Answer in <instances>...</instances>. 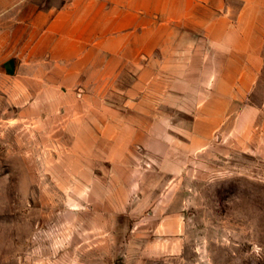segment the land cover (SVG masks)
Returning a JSON list of instances; mask_svg holds the SVG:
<instances>
[{"label": "rangeland", "instance_id": "rangeland-1", "mask_svg": "<svg viewBox=\"0 0 264 264\" xmlns=\"http://www.w3.org/2000/svg\"><path fill=\"white\" fill-rule=\"evenodd\" d=\"M67 1L0 0V36ZM216 59L156 55L124 105L0 71V264H264V56Z\"/></svg>", "mask_w": 264, "mask_h": 264}, {"label": "crops", "instance_id": "crops-1", "mask_svg": "<svg viewBox=\"0 0 264 264\" xmlns=\"http://www.w3.org/2000/svg\"><path fill=\"white\" fill-rule=\"evenodd\" d=\"M27 29L20 46L12 25L0 36V71L37 90L39 104L69 91L84 92L75 96L84 105L112 104L111 95L137 104V90L155 86L156 55L185 58V70L200 58L197 68L211 72L222 50L264 56V0H68L38 11ZM247 63L230 71H259Z\"/></svg>", "mask_w": 264, "mask_h": 264}]
</instances>
